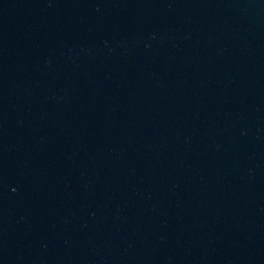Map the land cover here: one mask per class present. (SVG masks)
Returning <instances> with one entry per match:
<instances>
[{
    "label": "water",
    "instance_id": "95a60500",
    "mask_svg": "<svg viewBox=\"0 0 264 264\" xmlns=\"http://www.w3.org/2000/svg\"><path fill=\"white\" fill-rule=\"evenodd\" d=\"M0 264H264V0H0Z\"/></svg>",
    "mask_w": 264,
    "mask_h": 264
}]
</instances>
